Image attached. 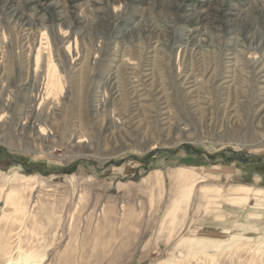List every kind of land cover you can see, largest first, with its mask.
Wrapping results in <instances>:
<instances>
[{
    "label": "rangeland",
    "instance_id": "obj_1",
    "mask_svg": "<svg viewBox=\"0 0 264 264\" xmlns=\"http://www.w3.org/2000/svg\"><path fill=\"white\" fill-rule=\"evenodd\" d=\"M260 69L264 0H0V264H164L187 230L255 246Z\"/></svg>",
    "mask_w": 264,
    "mask_h": 264
},
{
    "label": "bare ground",
    "instance_id": "obj_2",
    "mask_svg": "<svg viewBox=\"0 0 264 264\" xmlns=\"http://www.w3.org/2000/svg\"><path fill=\"white\" fill-rule=\"evenodd\" d=\"M55 73L57 72L55 71ZM257 73L259 74V78L263 79L259 82H261L262 85H264V70L260 69ZM36 100H37L36 97H30V99L28 98L26 102L27 108L25 110V118H24L26 122L24 124L25 126L28 125L29 127H31V124L29 122L32 119L34 120V122H39L40 124L38 123L39 124L38 127L40 126L41 128L42 126H44L42 125L43 121H42L41 115L40 113L35 114L33 110V104L36 102ZM45 101H47V99H45ZM263 113H264V110L259 111L258 116L260 117V115H262L261 117H264ZM3 118H4L3 116L0 117V122L2 121ZM41 135L43 136L44 134H41ZM78 139H79L77 142L78 144L85 142V140L83 139V136H79ZM179 172L177 175L178 179H180V174H181V172L180 173ZM173 184L176 185L177 187V191H176L177 193L179 192L178 189H183V186H181L182 182L176 181ZM30 190H33V189L31 188ZM1 192L2 190L0 191V193ZM246 196L243 198L235 199L234 203L240 204V205L246 204L248 202ZM182 198H183V194H182ZM182 202L183 200L179 198L177 199L171 198V201L170 203H168L169 205L167 206V209H166L167 210L166 216H171L173 219H176L178 213H180L181 211L180 208H181ZM6 205H11L14 212L24 210L23 202H21V199L18 196H16L13 192H9L7 194ZM186 235L187 236H183L179 240L180 243L184 244V245H180L181 249H180L179 255L176 256V258L179 257L180 259L179 260H173V259L168 260V261H165L164 264H191L192 261L198 262V264H221L219 262V259L222 256L224 257L229 254L228 258H230V255L231 254L233 255L235 252L237 254H240L242 257V259L237 264H264V237H257V242H256L257 244L253 246L254 244L251 245V241H249L251 239L232 235L229 231H226L224 233L220 232V234L219 233L214 234L212 231H206L203 229L202 230H187ZM3 237H4V234H3ZM20 252H22V257H24L23 261H17L18 259H16V261L13 262V260L9 258L8 260H6L4 264H42L43 263L44 254H40V253L35 254L34 251L28 252V250H21ZM210 252H213V253L209 254ZM254 257H256V259L255 261H252Z\"/></svg>",
    "mask_w": 264,
    "mask_h": 264
}]
</instances>
